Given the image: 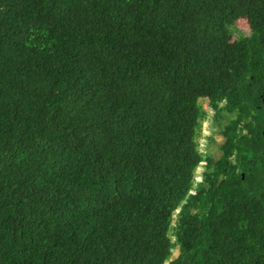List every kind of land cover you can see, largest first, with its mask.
Wrapping results in <instances>:
<instances>
[{"label": "trees", "instance_id": "16d2710c", "mask_svg": "<svg viewBox=\"0 0 264 264\" xmlns=\"http://www.w3.org/2000/svg\"><path fill=\"white\" fill-rule=\"evenodd\" d=\"M263 98L264 0H0V264H264Z\"/></svg>", "mask_w": 264, "mask_h": 264}, {"label": "rangeland", "instance_id": "374dc122", "mask_svg": "<svg viewBox=\"0 0 264 264\" xmlns=\"http://www.w3.org/2000/svg\"><path fill=\"white\" fill-rule=\"evenodd\" d=\"M235 28L243 33L248 32L247 24L243 18H240L235 22ZM237 32L238 31L235 32V35H238ZM199 103L206 115L200 121L199 125L196 139L198 142V150L202 152V154H208L216 159L220 155L219 146L224 139L219 132V128H221V125L230 118V115L227 112H222L220 114L221 117L216 119L213 115V110L207 105V98L200 99ZM204 169L205 167L202 165H198L195 169L193 176L195 183L202 178Z\"/></svg>", "mask_w": 264, "mask_h": 264}, {"label": "water", "instance_id": "95a60500", "mask_svg": "<svg viewBox=\"0 0 264 264\" xmlns=\"http://www.w3.org/2000/svg\"><path fill=\"white\" fill-rule=\"evenodd\" d=\"M262 102H263V110H264V98L262 99ZM176 255H177V248L175 247V248L172 249L168 259L172 260V259L175 258Z\"/></svg>", "mask_w": 264, "mask_h": 264}, {"label": "flooded vegetation", "instance_id": "af4514ba", "mask_svg": "<svg viewBox=\"0 0 264 264\" xmlns=\"http://www.w3.org/2000/svg\"><path fill=\"white\" fill-rule=\"evenodd\" d=\"M207 105H208V100H207Z\"/></svg>", "mask_w": 264, "mask_h": 264}]
</instances>
